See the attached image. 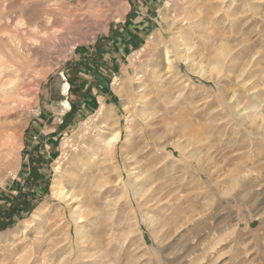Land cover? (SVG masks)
Instances as JSON below:
<instances>
[{"label":"rangeland","instance_id":"rangeland-1","mask_svg":"<svg viewBox=\"0 0 264 264\" xmlns=\"http://www.w3.org/2000/svg\"><path fill=\"white\" fill-rule=\"evenodd\" d=\"M0 264H264V0H0Z\"/></svg>","mask_w":264,"mask_h":264},{"label":"bare ground","instance_id":"bare-ground-1","mask_svg":"<svg viewBox=\"0 0 264 264\" xmlns=\"http://www.w3.org/2000/svg\"><path fill=\"white\" fill-rule=\"evenodd\" d=\"M11 6V5H10ZM53 15V16H52ZM53 17V18H52ZM56 20H57V18H55L54 17V10H50L49 12H48V23H47V29H54V25H55V22H56ZM57 23V22H56ZM39 27H41V26H39ZM43 28V27H42ZM31 38V37H30ZM34 42V41H33ZM53 42V41H52ZM183 42V41H182ZM192 44V43H191ZM178 45V44H177ZM176 45V46H177ZM179 46V45H178ZM69 89H70V87H69V83L66 81V82H64V84H63V91L66 93L67 91H69ZM67 93H69V92H67ZM65 105H66V107L67 106H70L69 105V103H65ZM119 132V131H118ZM115 133V134H113V135H111V137L109 138V139H107L106 141H105V144H106V148L108 149V150H110V151H112L113 150V148H114V146L116 145V143L118 142V140H119V133ZM63 190V189H62ZM64 191V190H63ZM63 191H58L59 192V196H63V197H65L64 196V192ZM81 211V210H80ZM81 214L79 215V217H81V219H82V217H84L83 216V214L84 213H82V212H80ZM78 214V213H77ZM76 214V215H77ZM78 216V215H77Z\"/></svg>","mask_w":264,"mask_h":264},{"label":"trees","instance_id":"trees-1","mask_svg":"<svg viewBox=\"0 0 264 264\" xmlns=\"http://www.w3.org/2000/svg\"><path fill=\"white\" fill-rule=\"evenodd\" d=\"M69 91H70V94H71V93H72V94H75V96L78 95V93H79V92H78L79 89H78V87H77L74 83L71 84ZM76 97H77V96H76ZM73 110H74V106H72V108H71V110H70L69 113H71ZM69 113L66 114V117H67V115H68ZM23 195H24V194L21 193V198L24 197ZM12 204H13V203H12ZM19 209H20V208H16L15 205H12V209H10L9 211L16 212V211H18ZM12 214H13V213H11V214H5L4 217H8V218L10 219V217H11ZM4 227H7V225L4 224V225H3V228H4Z\"/></svg>","mask_w":264,"mask_h":264},{"label":"crops","instance_id":"crops-1","mask_svg":"<svg viewBox=\"0 0 264 264\" xmlns=\"http://www.w3.org/2000/svg\"><path fill=\"white\" fill-rule=\"evenodd\" d=\"M62 95H65V94H62ZM106 98L107 97H105V96H101L100 98L97 99V102L96 103L99 104V105H101L102 101L103 100H106ZM67 107H69V106H67ZM74 124H75V122L72 125H74Z\"/></svg>","mask_w":264,"mask_h":264}]
</instances>
